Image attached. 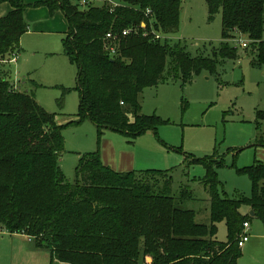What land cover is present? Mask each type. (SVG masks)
I'll return each mask as SVG.
<instances>
[{
  "label": "trees",
  "instance_id": "16d2710c",
  "mask_svg": "<svg viewBox=\"0 0 264 264\" xmlns=\"http://www.w3.org/2000/svg\"><path fill=\"white\" fill-rule=\"evenodd\" d=\"M118 2L82 11L71 0L32 4L50 13L60 10L68 22L62 46L77 69L75 120L58 124L33 92L15 88L10 66L0 64V228L28 236L49 250L51 261L67 264H237L243 223L257 218L264 228L263 161L238 169L248 175L252 193L237 198L221 190L215 169L223 160L213 156L186 162L200 163L206 171L197 180L209 196V223L204 224L196 221V211L181 206L191 196L189 188L170 195L173 168L112 170L100 158L101 136L110 130L132 145L143 132L155 130L164 121L140 112L142 90L159 82L185 83L204 70L214 71L218 59H236L237 50L228 41L240 35L254 52L252 64L264 65V0H205L208 20L218 12L221 16L217 58L191 56L179 43L153 38L152 31L163 37L178 31L180 0ZM2 3L11 7L0 17V60H8L28 29L23 16L28 5L23 0ZM129 28L132 32L121 36ZM108 32L117 39L106 41ZM258 115L264 120L263 111ZM83 120L95 126L97 147L80 156L71 183L60 167L62 130ZM257 144L264 148V139ZM243 206L253 215H242ZM220 221L226 224V242L216 240Z\"/></svg>",
  "mask_w": 264,
  "mask_h": 264
},
{
  "label": "rangeland",
  "instance_id": "374dc122",
  "mask_svg": "<svg viewBox=\"0 0 264 264\" xmlns=\"http://www.w3.org/2000/svg\"><path fill=\"white\" fill-rule=\"evenodd\" d=\"M85 1L84 4L83 0H71L81 11L89 6H101L103 2ZM108 1L119 3L118 0ZM180 1L178 31L158 40L179 43L191 56L217 58L222 42L220 12L209 21L205 0ZM40 28L45 30L47 25ZM29 37L27 43L37 47L30 51L20 43L18 61L10 65L9 81L18 83L17 79H21L20 90L33 92L37 103L54 114L60 125L75 120L79 110V93L75 90L77 69L63 54L60 34L45 31ZM239 37L247 40L242 35ZM228 42L237 50L236 59H218L214 71L204 70L185 83L180 80L159 82L142 90L140 112L156 116L164 123L158 124L155 130L143 132L133 143L145 159L153 160L147 163L149 167L143 168H173L170 195L177 196L183 187L189 188L191 196L181 206L196 211V221L204 224L209 223V196L197 180L202 179L206 171L200 163L187 164L190 159L214 156L223 160L215 170L221 190L229 198L251 196V181L238 169L250 166L255 160L264 162V148L257 145L264 139V120L258 115L259 111L264 112V65L252 64L254 52L249 45L244 48L235 39ZM0 64H8L7 59L0 60ZM62 134L64 151L60 166L65 179L72 183L80 156L96 150L97 130L89 120H83L66 125ZM104 134L101 145L104 139L126 142L119 133L107 131ZM247 209L241 207L242 215L248 213ZM248 221L249 238L241 248L237 264H264L263 224L257 218ZM216 228V240L226 242L225 222H218ZM21 239L19 251H15L11 241L0 247V262L54 264L48 249L37 247L26 235Z\"/></svg>",
  "mask_w": 264,
  "mask_h": 264
},
{
  "label": "crops",
  "instance_id": "0c3cea01",
  "mask_svg": "<svg viewBox=\"0 0 264 264\" xmlns=\"http://www.w3.org/2000/svg\"><path fill=\"white\" fill-rule=\"evenodd\" d=\"M39 1H43V0H23V2L26 5H28L25 8L24 13H23L24 19L28 25V29L20 37L19 45L21 43V46L24 49H28L30 51H33L34 47H37V46L27 43V40L31 38L29 36H32L33 34H41V33H44L45 31L47 33H59L61 37V44H62V38L68 31V22L65 16L63 15V13L60 10H55L54 12L50 13L49 9L44 5H40V6L32 5L35 2H39ZM106 2L113 4L109 2L108 0H103L102 5L105 4ZM10 10H11V7L8 3L0 4V17L6 15ZM43 24L47 25V28L45 30L40 28V26ZM62 50H63V46H62ZM18 54H19V51L15 52L16 60L14 62H8L9 66L13 63H17ZM17 81L18 83L16 82H12V83L15 85L16 89H20L21 79H17ZM33 83L34 82H32L31 84ZM107 131H110V130H106L104 133H106ZM114 142L112 139H108L107 141L104 139L100 147V158H101L102 163L105 166L111 168L112 170H115L118 172H125V171H131V170H145L146 168H143V167H149L147 163H149L150 161H153L151 158L145 159V156L139 151H137V149L133 147V144L131 145L127 142H125V144L124 142L123 143H114ZM257 145L259 146V144ZM60 163H61V159H60ZM247 211L249 212L250 209L248 208ZM249 228H250V223L248 222L247 230H249ZM22 235L23 234H20V233L9 234L7 231L1 230L0 228V247L4 245L5 243H10L11 241L12 246L15 248V251H19L20 246H21L19 238L21 239ZM12 237H14V239ZM53 261H54V264H67V263L59 262L57 260H53ZM0 263L5 264V261L3 260Z\"/></svg>",
  "mask_w": 264,
  "mask_h": 264
},
{
  "label": "built area",
  "instance_id": "2783aa9c",
  "mask_svg": "<svg viewBox=\"0 0 264 264\" xmlns=\"http://www.w3.org/2000/svg\"><path fill=\"white\" fill-rule=\"evenodd\" d=\"M83 3L85 4L86 3V1H84L83 0ZM150 13V11L149 10H147L146 11V14H149ZM141 27H145V23L144 22H142L141 24ZM132 32V29L131 28H129V29H124L122 32H121V36H126V35H128V34H130ZM146 33H144V35H145ZM152 34H153V38L155 39V40H158V39H161V38H163V35L162 34H160L159 32H154V31H152ZM117 39V36H115L113 33H111V32H108V33H106V35H105V40L106 41H113V40H116ZM236 42H238V43H240L241 44V46L242 47H247L248 46V44H247V42L245 41V40H242V39H238V40H236ZM107 49H108V51H110V53L111 54H113V53H115V48H114V46H112V45H108L107 46ZM16 60V55H15V53H13L12 54V56L7 60V62H14ZM247 229H248V223H243V230H242V232H241V234L239 235V237H238V239H237V246L239 247V248H242L243 246H244V244L248 241V235H247Z\"/></svg>",
  "mask_w": 264,
  "mask_h": 264
},
{
  "label": "water",
  "instance_id": "95a60500",
  "mask_svg": "<svg viewBox=\"0 0 264 264\" xmlns=\"http://www.w3.org/2000/svg\"><path fill=\"white\" fill-rule=\"evenodd\" d=\"M250 215H253V211L252 210L250 211Z\"/></svg>",
  "mask_w": 264,
  "mask_h": 264
}]
</instances>
